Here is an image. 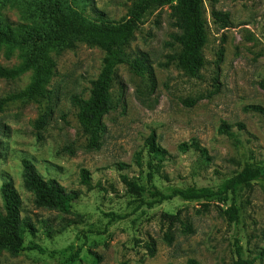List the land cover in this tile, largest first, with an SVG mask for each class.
Returning a JSON list of instances; mask_svg holds the SVG:
<instances>
[{
  "label": "rangeland",
  "instance_id": "obj_1",
  "mask_svg": "<svg viewBox=\"0 0 264 264\" xmlns=\"http://www.w3.org/2000/svg\"><path fill=\"white\" fill-rule=\"evenodd\" d=\"M77 8L78 0H67ZM135 0H83L84 13L95 16L103 11L119 22L128 17ZM207 42L206 62L198 76L181 69L169 55L178 33L173 25L171 5L157 6L147 12L128 46L132 56L143 52L154 66L156 85L121 64L112 87L114 108L104 115L106 125L100 147L91 148L89 133L79 122L73 95L88 97L93 80L102 67L105 53L99 47L80 43L56 57V73L47 84L53 92L48 122L38 138L34 122L40 114L36 102H12L0 111V188L11 181L21 195L22 215L30 216L37 231L27 241L40 244L45 253L27 250L18 256L0 254L1 264H61L62 250L74 245L80 251L78 264H186L194 257L201 264H234L239 238L245 256L257 257L264 264V182L255 181L238 197L242 207L239 225L223 214L229 203L212 200L200 213L201 202L174 198L148 208L139 207V199L128 192L121 174L146 183L148 167L155 165V184L218 186L239 171L246 161L264 164V114L250 105L264 107V0H205ZM230 13L231 23L220 28L212 9ZM35 26L33 19L8 2L0 1V27L20 24ZM26 50L17 48L7 57L0 46V65L24 63ZM33 70L17 79H0V98L26 88ZM194 102V104H190ZM226 122L235 137L220 130ZM243 124V127L239 125ZM151 131L157 134L166 156L149 154L145 140ZM197 140L207 149L203 155L193 148L182 151V142ZM143 153L144 166L135 162ZM31 159L46 178L58 179L68 190L80 195L71 204L72 213L37 207L33 195L22 182V159ZM119 163H126L120 169ZM91 174L93 189L81 182V169ZM222 208V209H221ZM0 209L2 199L0 192ZM193 225L192 233L175 231L176 240L168 245L162 238L161 213H176ZM123 218L111 220L107 213ZM53 229L48 234L47 227ZM152 242L153 255L146 247Z\"/></svg>",
  "mask_w": 264,
  "mask_h": 264
},
{
  "label": "trees",
  "instance_id": "obj_2",
  "mask_svg": "<svg viewBox=\"0 0 264 264\" xmlns=\"http://www.w3.org/2000/svg\"><path fill=\"white\" fill-rule=\"evenodd\" d=\"M10 3L13 7L24 13L26 18L33 19L35 26L20 24L19 28L9 25L0 27V46L6 48L9 57L17 48H25V60L21 65H0V79H17L27 69L33 70L31 83L18 92L10 93L0 98V111L12 102H36L40 106V114L34 122L37 137L42 138L50 111L45 103L51 102L53 92L47 88L50 79L56 73V57L67 49H74L80 43L92 47H99L105 53L102 67L97 77L92 82L88 97L73 95L72 104L78 109V119L84 132L89 133L91 148L100 147L101 138L106 125L104 115L113 108L112 87L117 76V69L121 64H128L130 69L142 78H147L151 86L156 85L154 66L147 54L141 52L132 56L128 46L134 38L135 32L142 23L148 11L157 6L171 5L173 25L178 28V33L172 36V46L179 47L169 55V60L174 61L178 67L193 76H198L204 67L206 58L204 46L207 42V16L205 0H135L129 10L128 17L123 21L109 18L103 11L96 10L95 16L84 13L81 6L83 0H78L77 8H72L67 0H0ZM214 22L220 28L230 25L228 11L212 9ZM264 87V83H262ZM191 105L194 102L190 103ZM246 109H253L264 114V107L250 105ZM243 127V124L239 125ZM220 130L228 136L235 137L231 126L224 122ZM148 152L153 157L166 156L167 150L159 145L157 134L151 131L145 140ZM182 151L193 148L203 155L207 149L202 147L197 140L191 143L182 142L179 145ZM1 157V152H0ZM135 162L143 167V153L136 152ZM126 163H119L124 169ZM148 171L146 183H141L128 174H121L122 181L128 192L139 199V207L145 205L153 208L165 201L181 198L186 201L201 202L197 209L200 213L207 210L212 200L230 199L229 205L222 209L229 222L239 225L242 218V207L238 201L241 192L249 188L253 182H264V164L255 160L246 161L243 167L233 175L225 178L218 186L189 184L185 186L169 185L162 189L155 182V165L152 160L146 162ZM81 182L88 189H93L92 178L87 168L81 169ZM22 182L25 189L33 195L35 206L56 210L65 214L72 213L71 204L79 198L77 190H68L58 179L44 177L34 162L24 157L22 159ZM2 209H0V254L7 252L11 256H18L27 250H37L45 253V249L34 240L27 241V236L35 235L37 228L30 216L22 215L23 201L18 190L11 181H5L0 188ZM111 220L123 218L120 214L107 213ZM162 238L165 243L172 245L176 240L177 228L183 233H192L193 225L189 219L182 216L181 210L176 213H161ZM49 235L53 229L47 227ZM237 258L234 264H257V257H248L239 238L234 240ZM147 249L153 255L156 247L152 242L146 243ZM61 264H78L80 251L74 245H69L62 250ZM264 256V250L260 253ZM1 264V263H0ZM166 264H173L172 262ZM186 264H201L190 257Z\"/></svg>",
  "mask_w": 264,
  "mask_h": 264
}]
</instances>
